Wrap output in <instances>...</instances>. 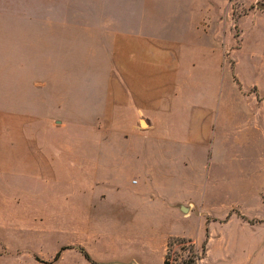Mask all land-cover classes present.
Segmentation results:
<instances>
[{
  "label": "crops",
  "instance_id": "0c3cea01",
  "mask_svg": "<svg viewBox=\"0 0 264 264\" xmlns=\"http://www.w3.org/2000/svg\"><path fill=\"white\" fill-rule=\"evenodd\" d=\"M80 2L0 0V106H25L23 116L6 110L0 113V120L22 122L25 139L33 122L26 106L64 104L63 98L47 96L49 88L57 92L63 89V84L50 79L49 74L80 71ZM175 8L178 12L169 17L168 24H215L225 12L224 1L217 0H183ZM259 13L264 14V7H251L241 18L254 19L248 29L247 77L241 68L244 37L232 52L234 82L231 70L227 72L221 64L223 49L220 64L214 65L210 60L212 50L198 47L202 46V35L181 45L164 44L152 37L154 47L146 50L141 47L143 38L139 34H121L124 42L117 53H109L110 68L105 69L120 74L117 85L120 95L108 103L106 118L118 122L115 129L128 144L104 146L102 175L88 176V182L94 184L93 192L80 193L79 151L65 150L63 145L52 149L42 144L7 146L6 152L22 154L27 170L39 169L41 181H54L57 190L52 186L45 193L40 191L43 198L53 194H61L62 198L58 190L62 178L60 160L62 154H71L73 220L70 226L66 224L68 230L80 233L81 200L89 203L87 210L95 207L92 201H99L104 208L103 215L108 217L144 214L145 201L153 199L161 180L177 194L170 201L188 205L186 209L191 214L199 208L201 215L210 218L206 220L205 257L211 256V262L264 264V214H221L225 206L221 188L225 165L231 168L248 165L233 161L225 164L224 152L248 143L246 139L251 133L262 135L264 140V18L257 19ZM128 39L135 41L133 48H128ZM222 39L226 41L227 37ZM92 60L87 62L88 66L96 65V60ZM227 86H231L234 96H226ZM235 126L247 128L230 140L227 132ZM133 134L141 137V144L129 143ZM253 167L260 172L259 179L264 178V163L253 164ZM128 172L134 174L129 180ZM259 200L264 205L261 194ZM158 210L147 208L148 212ZM48 213L47 207L41 215L50 216ZM233 223L236 229L229 237L227 233ZM78 238L62 243L57 258L58 251L47 258L39 256V260L37 250L24 246L26 250L19 253L12 249L20 246L9 242L0 253V261L8 264H149L148 257L141 253L143 243L138 240L129 245L118 243L116 240L122 238L118 231L111 236L113 244L103 243L99 249L86 239ZM216 248L219 251L213 255Z\"/></svg>",
  "mask_w": 264,
  "mask_h": 264
},
{
  "label": "rangeland",
  "instance_id": "374dc122",
  "mask_svg": "<svg viewBox=\"0 0 264 264\" xmlns=\"http://www.w3.org/2000/svg\"><path fill=\"white\" fill-rule=\"evenodd\" d=\"M181 1L183 0H81L80 71L49 74L50 79L63 84V89L57 92L49 88L46 94L49 98L57 100L63 98L64 104L26 106V112L31 111L33 118L26 139L22 136V122L0 120V253L6 243L12 242L20 246L12 251L23 253L30 247L38 251L39 260L41 258L39 256L47 258L53 253L55 255L62 243L77 241L78 236L99 249L103 243L113 244L114 239L111 236L118 231L122 238L116 242L129 245L138 240L143 243L141 253L148 257L149 264H162L169 236L191 238L197 243L199 250L206 242V220L210 218L201 215L199 208L191 214L187 209L182 210L180 207L182 205L186 208L188 205L170 201L177 194L161 180H158L153 199H146L144 214L137 217H108L103 215L104 208L99 201V203L92 201L94 209L87 210L89 203L81 200L80 233H73L66 228V224L70 226L73 220L71 209L74 186L71 185L73 171L71 154H62L60 160L62 168L59 172L62 178L58 190L62 193V198L61 194L43 198L42 194H39L40 191L45 193L52 186L57 190L54 181H41L39 169L30 171L25 168L22 154L6 152L7 146L20 147L24 143L42 144L49 149L63 145L65 150H77L80 161L78 176L80 193L95 190L93 182H88V176L102 175L104 146L128 144L115 129L118 122L106 118L108 103L120 95L117 87L120 74L105 69L110 68L109 53H117L120 44L124 42L121 40L122 33L142 36L141 47L146 50L154 47L152 37L159 38L164 44L181 45L183 41L188 42L189 39L202 35V46L198 47L212 50L213 55L210 57L212 64H220V50H224L221 64L227 72L231 70L232 82L235 76V59L232 52L240 46L244 37L241 68L247 77L248 29L254 18L247 17L243 20L241 18L248 14L251 7L262 8L258 4L264 5V0H257L255 3L252 0H217L224 1L225 12L220 14L221 20L215 24H168L169 17L178 12L175 7ZM256 17L264 18V14L259 13ZM224 37H227L226 41H222ZM126 43L129 49L134 47L131 45L136 44L130 39ZM92 59L96 60V65L88 66ZM225 93L229 97L235 95L231 86L225 88ZM243 94L248 95L246 92ZM24 108L25 106H0V113L7 110L23 116ZM58 127L60 129L56 130ZM246 128L247 126L239 129L236 126L231 127L227 132L231 136L230 140L238 135L237 132ZM246 141L248 143L245 145L242 143L236 145L233 151L223 154L225 164L233 161L248 165L235 168L225 165L221 186L223 191L221 203L225 206L221 214L241 212L247 216L264 214V205L259 200L260 194L264 197V178L259 179L260 172L253 167V164L264 163L263 136L251 133ZM141 142L139 135H131L129 143ZM112 155L118 156L117 153ZM124 167L126 169L127 166ZM130 173L127 174L128 180L134 176ZM78 180L75 179L74 182L77 183ZM47 207L50 216L41 215ZM147 208L159 210L148 212ZM235 229L236 225L233 223L230 230L232 232L229 231L227 235L230 237ZM179 247L176 244L173 250L177 251L179 257L185 256L186 251L180 250ZM218 251L217 248L213 250V255ZM210 259L211 256L203 257L200 264H217ZM0 264L8 263L0 261Z\"/></svg>",
  "mask_w": 264,
  "mask_h": 264
},
{
  "label": "trees",
  "instance_id": "16d2710c",
  "mask_svg": "<svg viewBox=\"0 0 264 264\" xmlns=\"http://www.w3.org/2000/svg\"><path fill=\"white\" fill-rule=\"evenodd\" d=\"M176 244L180 246V250L186 251L185 256L182 255L179 257L177 251L173 250V246ZM81 251L83 252L84 256L90 260L87 253H85L83 249H81ZM206 252V242L200 246L199 250L197 243L191 238L169 236L162 259V264H200V260L205 257ZM58 255L59 252L56 253L55 258H57Z\"/></svg>",
  "mask_w": 264,
  "mask_h": 264
},
{
  "label": "water",
  "instance_id": "95a60500",
  "mask_svg": "<svg viewBox=\"0 0 264 264\" xmlns=\"http://www.w3.org/2000/svg\"><path fill=\"white\" fill-rule=\"evenodd\" d=\"M258 5L261 6L262 8L264 7V5H262V4H258ZM181 209L186 210V208H184V207H181Z\"/></svg>",
  "mask_w": 264,
  "mask_h": 264
}]
</instances>
